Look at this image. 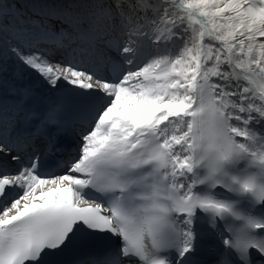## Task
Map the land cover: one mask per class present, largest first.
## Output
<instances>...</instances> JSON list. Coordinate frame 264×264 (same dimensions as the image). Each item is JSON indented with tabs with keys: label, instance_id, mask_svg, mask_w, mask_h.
<instances>
[{
	"label": "snow or ice",
	"instance_id": "1",
	"mask_svg": "<svg viewBox=\"0 0 264 264\" xmlns=\"http://www.w3.org/2000/svg\"><path fill=\"white\" fill-rule=\"evenodd\" d=\"M0 264H264V0H0Z\"/></svg>",
	"mask_w": 264,
	"mask_h": 264
}]
</instances>
